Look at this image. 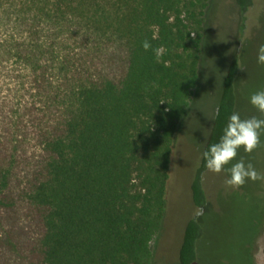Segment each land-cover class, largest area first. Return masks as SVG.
<instances>
[{"label":"trees","instance_id":"1","mask_svg":"<svg viewBox=\"0 0 264 264\" xmlns=\"http://www.w3.org/2000/svg\"><path fill=\"white\" fill-rule=\"evenodd\" d=\"M253 1L235 0L237 54L202 151L238 92L249 102L264 90V66L246 59ZM208 2L0 0V64L17 80V100L0 106V264H151ZM207 172L200 155L189 194L204 215L186 222L178 264H254L264 217L242 194L212 197ZM216 227L217 250L207 253Z\"/></svg>","mask_w":264,"mask_h":264},{"label":"rangeland","instance_id":"2","mask_svg":"<svg viewBox=\"0 0 264 264\" xmlns=\"http://www.w3.org/2000/svg\"><path fill=\"white\" fill-rule=\"evenodd\" d=\"M253 2L246 33V38L252 44L246 55L249 64L255 63L257 55L254 51L260 35H257L256 31L260 29L264 32V0ZM238 22L239 13L235 0H209L198 84L193 100L173 139L166 211L161 228L150 245L151 264H178V251L184 226L195 211L190 201V176L206 142L226 69L237 54ZM8 67L6 64H0V106L7 100H17V80L14 78L16 73ZM235 112H238L242 119L251 116L261 118L239 92ZM241 158L245 163H252L258 171L264 172V134L261 135L260 144L253 153L238 152L237 159ZM226 179L227 175L223 171L220 174L207 172V190L211 196L228 195L233 192L242 194L249 197L264 217V183L246 182L242 187L233 189L225 185ZM231 212L232 207L223 229L225 234H230ZM217 230V227L211 229L205 238L206 242H213V245L207 247V253L217 250L215 244L219 238ZM253 258L254 264H264V230L254 246Z\"/></svg>","mask_w":264,"mask_h":264},{"label":"clouds","instance_id":"3","mask_svg":"<svg viewBox=\"0 0 264 264\" xmlns=\"http://www.w3.org/2000/svg\"><path fill=\"white\" fill-rule=\"evenodd\" d=\"M142 48L148 50L147 41L142 42ZM257 64L264 66V44L257 49ZM249 104L259 114L242 119L238 112H233L227 118L217 142L209 144L201 152L204 168L213 174L226 173L224 181L227 187L237 189L246 182L264 183V172L258 171L252 163L237 159L238 152L251 154L260 144L264 134V90L255 92L249 97ZM235 161L234 163H232ZM230 165V166H229ZM204 215L203 207H198L193 213L194 219Z\"/></svg>","mask_w":264,"mask_h":264}]
</instances>
